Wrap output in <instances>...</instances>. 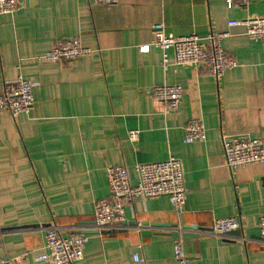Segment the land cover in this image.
Instances as JSON below:
<instances>
[{"label":"crops","instance_id":"1","mask_svg":"<svg viewBox=\"0 0 264 264\" xmlns=\"http://www.w3.org/2000/svg\"><path fill=\"white\" fill-rule=\"evenodd\" d=\"M0 15V89L29 82L28 114L0 111V257L33 262L45 229L62 237L88 235L71 264H264L257 221L264 212V163L228 169L220 136L246 135L264 143V44L247 39L230 20L264 16V0L226 8V0H20ZM173 37L226 33L220 44L235 66L215 80L199 67L169 65L149 45L151 26ZM76 39L91 54L71 61H38L54 41ZM149 45L146 51L139 46ZM178 85L177 109L163 114L150 96ZM198 118L202 142L184 144L185 123ZM137 131L130 141L128 133ZM179 160L184 207L167 198L134 199L118 228L93 231V202L108 197L105 169ZM234 218L226 237L197 234L214 219ZM196 228V229H194ZM178 243L182 263L174 259ZM143 259L134 262L133 256Z\"/></svg>","mask_w":264,"mask_h":264},{"label":"built area","instance_id":"2","mask_svg":"<svg viewBox=\"0 0 264 264\" xmlns=\"http://www.w3.org/2000/svg\"><path fill=\"white\" fill-rule=\"evenodd\" d=\"M95 4L112 5L117 0H92ZM245 0H226V8L243 4ZM21 6L20 0H0V15H12ZM227 27H240L243 35L252 41L264 44V16L230 20ZM226 33H210L203 38L195 35L173 37L166 34L160 23L151 26V41L149 45L161 51L160 66L165 69L169 65L166 51L172 52L173 65H189L199 67L204 73L218 80L222 74L235 66L221 47L222 38ZM149 45L138 47V51H146ZM76 39L54 41L49 49L36 59L42 62L54 63L71 61L91 54ZM32 85L16 77L5 83L0 89V111L7 112L11 117L28 114L32 105ZM178 85H158L150 91L152 100L161 105L163 114L174 112L182 95ZM137 131L128 133L130 141L136 139ZM205 138L203 123L198 118L188 120L183 127L184 144L202 142ZM220 145L223 165L228 169L252 166L264 163V143L246 135H221ZM136 184L130 186L127 172L123 166L113 165L105 169V179L108 197L93 202V231L100 235L105 230L118 228L123 222L124 207L134 199H149L163 196L176 211L184 207V184L179 160L168 157L164 161L137 164L134 166ZM260 240L264 241V212L257 221ZM239 228V222L234 218L214 219L207 231L196 229L197 234L226 237ZM88 235H70L62 237L58 228L52 226L45 229L43 245L38 253L32 256L33 262L48 264H71L82 258V249L88 240ZM174 259L182 263L179 244H174ZM134 262H143L135 255ZM0 257V264H7Z\"/></svg>","mask_w":264,"mask_h":264},{"label":"water","instance_id":"3","mask_svg":"<svg viewBox=\"0 0 264 264\" xmlns=\"http://www.w3.org/2000/svg\"><path fill=\"white\" fill-rule=\"evenodd\" d=\"M94 223V222H93Z\"/></svg>","mask_w":264,"mask_h":264}]
</instances>
